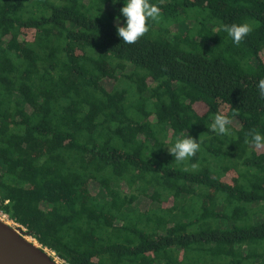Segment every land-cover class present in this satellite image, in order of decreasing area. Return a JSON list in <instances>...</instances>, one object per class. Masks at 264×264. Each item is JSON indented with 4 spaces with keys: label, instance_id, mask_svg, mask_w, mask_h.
Masks as SVG:
<instances>
[{
    "label": "trees",
    "instance_id": "16d2710c",
    "mask_svg": "<svg viewBox=\"0 0 264 264\" xmlns=\"http://www.w3.org/2000/svg\"><path fill=\"white\" fill-rule=\"evenodd\" d=\"M150 2L126 44L127 0H0V211L69 264H264V0Z\"/></svg>",
    "mask_w": 264,
    "mask_h": 264
},
{
    "label": "clouds",
    "instance_id": "9594fccd",
    "mask_svg": "<svg viewBox=\"0 0 264 264\" xmlns=\"http://www.w3.org/2000/svg\"><path fill=\"white\" fill-rule=\"evenodd\" d=\"M115 2V0H114ZM123 17L126 18V24L120 25L119 18L116 20L117 34L126 44H135L150 31V21L159 22L162 13L161 8L157 4H153L150 0H127V3L120 9ZM222 30L227 32L233 42L239 45L252 31L253 27L249 23L222 25ZM259 91L261 98H264V79L259 81ZM235 115H239L238 112ZM233 119L225 112L218 111L213 122L210 124V130L222 136H231L233 133L230 125ZM251 136L249 141L246 137L245 143L251 144L256 149L264 148V135L253 129L248 134ZM203 140L200 136L199 141L188 136L186 138L178 137L174 145L168 148L169 153L174 156L175 161L183 163L201 150ZM192 169L198 168L197 164L191 165ZM188 171V168L184 169Z\"/></svg>",
    "mask_w": 264,
    "mask_h": 264
},
{
    "label": "water",
    "instance_id": "95a60500",
    "mask_svg": "<svg viewBox=\"0 0 264 264\" xmlns=\"http://www.w3.org/2000/svg\"><path fill=\"white\" fill-rule=\"evenodd\" d=\"M15 224L0 218V264H62L56 252L29 240L27 229Z\"/></svg>",
    "mask_w": 264,
    "mask_h": 264
},
{
    "label": "rangeland",
    "instance_id": "374dc122",
    "mask_svg": "<svg viewBox=\"0 0 264 264\" xmlns=\"http://www.w3.org/2000/svg\"><path fill=\"white\" fill-rule=\"evenodd\" d=\"M1 170H3V168H1ZM1 212V211H0ZM2 213V212H1ZM0 217H1V215H0ZM2 217H5V216H2ZM261 215H259L258 217H256L255 218V221H257V222H259L260 220H261ZM6 218V217H5ZM7 220H10V219H8V217L6 218ZM11 221V220H10ZM12 222V225L14 224V222L13 221H11ZM28 238L30 239V240H32V241H34L35 243H38L34 238H32L31 236H28ZM39 244V243H38ZM59 260V259H58ZM60 261V260H59ZM61 262V261H60Z\"/></svg>",
    "mask_w": 264,
    "mask_h": 264
},
{
    "label": "bare ground",
    "instance_id": "6f19581e",
    "mask_svg": "<svg viewBox=\"0 0 264 264\" xmlns=\"http://www.w3.org/2000/svg\"><path fill=\"white\" fill-rule=\"evenodd\" d=\"M0 215H1L0 218H1L2 220H4L5 222H7V223H9V224L12 225V222H11L10 220H7V219H6L8 216L4 215V213H1V212H0ZM2 216H5L6 218H5V217H2ZM13 225H16V224L14 223ZM27 238H28V236H27ZM28 239H29V238H28ZM29 240H30V239H29ZM31 241H32V240H31ZM33 242H34V241H33Z\"/></svg>",
    "mask_w": 264,
    "mask_h": 264
},
{
    "label": "built area",
    "instance_id": "2783aa9c",
    "mask_svg": "<svg viewBox=\"0 0 264 264\" xmlns=\"http://www.w3.org/2000/svg\"><path fill=\"white\" fill-rule=\"evenodd\" d=\"M4 215H6V214H4ZM7 216V215H6ZM61 263L62 264H69V263H67L66 261H64V260H61Z\"/></svg>",
    "mask_w": 264,
    "mask_h": 264
}]
</instances>
